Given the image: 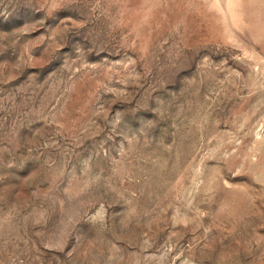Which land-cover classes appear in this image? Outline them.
<instances>
[{
  "label": "rangeland",
  "instance_id": "rangeland-1",
  "mask_svg": "<svg viewBox=\"0 0 264 264\" xmlns=\"http://www.w3.org/2000/svg\"><path fill=\"white\" fill-rule=\"evenodd\" d=\"M0 264H264V0H0Z\"/></svg>",
  "mask_w": 264,
  "mask_h": 264
}]
</instances>
